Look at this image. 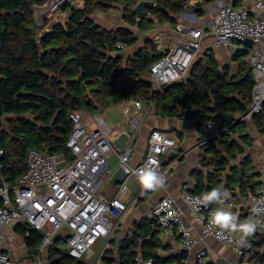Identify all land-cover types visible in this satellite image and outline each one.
<instances>
[{
  "label": "trees",
  "instance_id": "1",
  "mask_svg": "<svg viewBox=\"0 0 264 264\" xmlns=\"http://www.w3.org/2000/svg\"><path fill=\"white\" fill-rule=\"evenodd\" d=\"M47 1L0 0V179L14 185L27 168L31 148L50 154L69 153L66 142L72 129L71 112L86 108L96 113L118 101L142 100L145 105L153 102L162 115L183 116L180 111L189 109L191 116L198 118L199 129L208 121L224 129L220 138L201 146L202 163L212 169L194 172L197 183L191 193L209 194L231 178H237L241 185L244 180L251 182L250 187L256 191L261 182L251 180L256 173L251 172L254 166L250 157L240 169L230 166L232 159L246 151L233 135L240 131L238 118L249 111L256 84L248 61L249 44L233 53L238 66L235 73L231 65L220 63L213 50H207L193 62L186 84L176 82L162 90L155 87L149 75L151 64L163 56L153 39L147 38L131 55L123 52L124 47L134 46L139 40L131 27L148 33L157 24L176 23L183 11L195 10L201 15V3L152 0L154 4L146 5L140 18L133 9L140 0H84L81 8H70L65 20L50 22L46 18L39 26L35 8ZM120 7L124 26L106 28L92 17L98 11ZM219 112L233 113L235 118L228 121ZM251 115L264 128V106L263 112ZM241 139L245 143L248 136ZM227 169L234 174H226ZM216 194L213 206L233 200V195ZM158 226L156 218L136 223L118 250L112 238L103 261L137 264L141 250L144 257L153 258L154 264H181L185 253L167 255L160 251L166 246L158 237ZM16 229L22 232L30 250L42 244V234L28 224ZM263 236L258 229L247 234L252 251L263 243ZM48 259L49 264H87L70 256L57 241L50 245Z\"/></svg>",
  "mask_w": 264,
  "mask_h": 264
},
{
  "label": "built area",
  "instance_id": "2",
  "mask_svg": "<svg viewBox=\"0 0 264 264\" xmlns=\"http://www.w3.org/2000/svg\"><path fill=\"white\" fill-rule=\"evenodd\" d=\"M204 1L194 0L195 3ZM83 3V0H48L35 8L36 22L43 26L45 19L52 16L59 17L58 21L65 20L71 7L81 8ZM66 5L70 6L64 9ZM213 10L215 17L204 26L188 24V20L197 19L195 12L180 13L183 20L178 21L176 29L182 34V40L168 46L163 50V56L151 64L150 79L156 88L176 82L186 84L191 66L200 55L203 39L209 35L215 37L216 47H224L231 52L249 44L248 57L256 84L247 115L261 113L264 106V0H253L245 6H237L233 0L221 1L210 8L211 12ZM133 102L135 109L128 118V139L123 148H118L109 138L112 127L102 115H94L82 108L70 113L72 129L66 142L69 153L50 154L31 148L27 152V168L16 183L11 185L1 178L0 244L10 240L11 231L20 224H28L42 234V251L66 231L64 251L77 260L90 261L96 256L94 245L103 238L106 243L96 264H105L102 257L110 240L140 196L128 204L119 192L107 195L102 186L122 168L125 171L122 183L130 176L143 181L141 194L155 187L160 175L150 177L148 167H161L162 155L168 154L176 145L175 137L169 132L153 129L144 158L133 164L131 157L139 125L154 108V103L150 102L144 111L142 100ZM206 127L210 133L204 143L220 138L224 131L220 124L211 121L206 123ZM112 157L117 158L115 167L109 164ZM216 195L223 197L224 193ZM214 197L187 190L181 194L183 203L195 213V220L200 225V238L214 237L239 255L252 251L253 243L247 234L255 229L264 232V179L250 200L252 217L243 220L239 228L234 219L236 203L225 200L213 206ZM151 215L157 219L160 228L177 229L182 238L181 251L189 253L199 243L200 238L188 226L173 196L158 199ZM197 257L204 259L206 251L200 249ZM136 260L137 264H154L151 257L138 255ZM0 264H12L9 253L0 251Z\"/></svg>",
  "mask_w": 264,
  "mask_h": 264
},
{
  "label": "crops",
  "instance_id": "3",
  "mask_svg": "<svg viewBox=\"0 0 264 264\" xmlns=\"http://www.w3.org/2000/svg\"><path fill=\"white\" fill-rule=\"evenodd\" d=\"M221 1L227 0H205L202 3L200 2L202 4L201 8L204 10L201 15L197 14L195 10L184 11L189 13L195 12L197 15V19L194 18L192 21L188 20V24L193 26L206 25L207 22L212 20L216 15L215 10L211 12L210 8L215 7V5H218ZM233 1L237 6H245L253 0ZM92 17L96 20V22L106 28H111L117 25H125L122 21L121 7L112 8L108 12L98 11ZM180 20L183 19L179 14L176 23L171 24L167 22L157 24L155 28L148 33H142L137 27H131V29L136 32L139 40L134 46L124 47V54L131 55L138 49L142 48L144 41L147 38L153 39L157 45V49L160 52H163V50H165L172 43L182 40V34L176 29V24ZM207 50H213L221 64H229L231 65L234 73L237 71L238 66L233 60L234 52H231L224 47H216L215 37L213 35H209L203 39L200 55ZM221 60H226V62L222 63ZM248 61L251 66L249 57ZM232 64L235 65V69H233ZM133 101L134 100L122 102L118 101L104 110H101L102 113L99 114L102 115L111 125L112 131L114 130V127L119 128V132L115 136L114 140H112L118 148L120 147L116 144L117 139L122 133H126L129 130L128 118L135 109ZM147 105L144 104V111ZM182 110L180 111V114L183 116L162 115L156 112L154 104L153 110H150L148 114L145 115L139 125L138 135L133 144V153L131 157V162L133 164H137L144 158L147 151L148 138L153 129H160L162 131L169 132L176 139V145L174 148L168 154L162 155L161 167H154L151 165L148 167L150 177H154L158 173L160 175L155 187L150 188L141 194L144 184L137 176H130L125 183L121 182V186H116L117 184H114L111 181L102 186L103 192L107 195L111 196L119 192L121 197L125 186L130 179L134 177V194H136L135 197L140 196V203L136 207L133 205L129 209L124 217V219H126L125 225L122 226L123 219L119 226L120 231H117L116 234H122L125 237L131 233L136 223H140L144 219H153L154 217L151 213L156 201L163 196L171 195L174 197L177 205H179L182 209L184 218L190 229H192L194 234L200 238V225L195 220V213L183 203L181 194L184 190L191 192L195 188L197 181L194 172L196 170L206 171L208 169H212V166H207L202 163L200 154V148L203 144H205L203 141L207 136H209L210 131L206 126L203 129H199L197 127L198 118L191 116V119H187ZM86 122H88V120ZM123 123H127L128 128H120ZM238 125L240 127V131L234 134L233 137L244 145L246 151L239 154L236 159H232L230 166L240 169L245 158L250 157L252 159L250 164L254 166V168L251 169V172L256 173L251 180H259L262 182L264 179V128L259 127L252 118V115H247V113L243 115V117L241 116L238 118ZM240 135L248 136L245 143L243 142L244 140L242 141ZM109 164L110 166L115 167L117 164V158L112 157ZM226 174L232 176L234 173L227 169ZM250 183L251 182H246V180H244V184L241 185L237 178H231L229 181H225L218 190L209 192V195L212 196H215L216 192H223L224 196L233 195V201L236 203L234 219L238 228L243 220L252 217V205L250 200L254 192L250 187ZM133 198L130 202L122 200L131 204V202L135 199ZM152 227L156 228L157 226L155 223H152ZM158 228L160 229L158 237L162 241V244L166 246L160 251L167 255L177 252L182 253L183 251L180 249L182 238L177 229L175 227L163 229L159 226ZM65 232L59 234L55 238V242L64 239L67 234V232ZM259 232L264 233L260 230ZM41 246L42 244L35 251L30 250L24 240L22 232L19 229H13L11 231V239L0 244V251L10 254L12 264H38L39 261L40 264H49L48 250L50 246L46 247L43 251L41 250ZM200 249H204L206 251V257L202 260L197 257V252ZM183 253L186 254V257L183 259L181 264H264V241L263 243L255 246L253 251H247L244 254L239 255L233 249L226 246L216 238L203 237L200 238L199 243L193 251ZM138 255H142L144 257L141 250L138 252ZM84 262L87 264L97 263V261L94 260Z\"/></svg>",
  "mask_w": 264,
  "mask_h": 264
},
{
  "label": "water",
  "instance_id": "4",
  "mask_svg": "<svg viewBox=\"0 0 264 264\" xmlns=\"http://www.w3.org/2000/svg\"><path fill=\"white\" fill-rule=\"evenodd\" d=\"M154 4V1L152 0H140L134 7V11L137 13L138 17H143L144 15V9L146 5H152ZM250 68H252V65L250 66ZM173 84V83H172ZM171 86V84H167L165 86L162 87V90H166L167 88H169ZM182 112L185 114V117L187 119H191V114H190V110L189 109H183ZM219 115H221L223 118H225L228 121H233V119L235 118V115L233 113H226V112H219ZM128 139V134L126 133H122L121 136L117 139L116 144L120 147L123 148L126 144V141ZM125 177V171L122 168H119L116 173L113 175V177L111 178V182L114 184L117 183H121L123 182V179ZM114 238V249L118 250L122 239L124 238V235L122 234H115Z\"/></svg>",
  "mask_w": 264,
  "mask_h": 264
},
{
  "label": "rangeland",
  "instance_id": "5",
  "mask_svg": "<svg viewBox=\"0 0 264 264\" xmlns=\"http://www.w3.org/2000/svg\"><path fill=\"white\" fill-rule=\"evenodd\" d=\"M84 1V0H83ZM84 4V3H83ZM58 18L57 16H52V18H50V22H53V21H58ZM63 20V19H61ZM222 63L226 62V60H221ZM227 62H230V61H227ZM233 66V69H235V65L232 64ZM102 113L101 110L97 111L96 113H93L94 115H97V114H100ZM86 121L88 120V118L85 119ZM122 129H126L128 128V125L127 123H123L121 125ZM119 132V128L118 127H114V130L112 131V133L109 135V138L111 140H114L115 136L117 135V133ZM116 186H121V183H117ZM134 189H135V186H134V177L130 179V181L127 183V185L125 186V189L121 195L122 199L125 200L126 202H130V200H132V198H136L134 194ZM133 198V199H134ZM140 203V201L138 200V202L134 205L135 207ZM126 223V219L123 220V223H122V226H124ZM121 226V228H122ZM118 231H120V228L118 229ZM106 243V240H104L103 238L99 239L98 242L94 245V250L96 252V256L92 259L94 261H97L98 258H99V255L101 254L103 248H104V245ZM58 244L60 247L64 248L65 247V241L64 239L58 241Z\"/></svg>",
  "mask_w": 264,
  "mask_h": 264
}]
</instances>
